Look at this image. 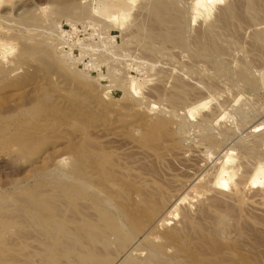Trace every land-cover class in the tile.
<instances>
[{
	"label": "rangeland",
	"instance_id": "obj_1",
	"mask_svg": "<svg viewBox=\"0 0 264 264\" xmlns=\"http://www.w3.org/2000/svg\"><path fill=\"white\" fill-rule=\"evenodd\" d=\"M156 1L183 12L184 43L139 32L154 27ZM202 1L0 0V264H83L91 250L113 264H264V0ZM70 4L83 14L59 11ZM208 35L221 52L199 48ZM74 163L92 191L75 184ZM221 169L235 173L223 187ZM34 217L63 230L48 239ZM127 231L137 240L121 249Z\"/></svg>",
	"mask_w": 264,
	"mask_h": 264
},
{
	"label": "bare ground",
	"instance_id": "obj_2",
	"mask_svg": "<svg viewBox=\"0 0 264 264\" xmlns=\"http://www.w3.org/2000/svg\"><path fill=\"white\" fill-rule=\"evenodd\" d=\"M178 1V0H177ZM226 0H203L202 1V8L203 9H209V10H211V11H214L213 9H215V7H217L219 4H221L222 5V3L224 4V2H225ZM255 1V0H254ZM157 2V3H156ZM154 4H152V5H150L151 7H150V11H149V13H150V18H152V23H153V25H154V27H152V26H150V27H152V28H146V27H144L143 25H145V24H143L142 23V25H140L138 28H139V32H145V34L147 33V36L150 38V39H158V40H161L162 42L164 41L165 43L167 42V43H175V44H182V42L184 43V41H183V25H182V15L180 14V10H177V9H175L173 6H171V5H168V4H165L166 3V1H165V3H161V2H159V1H156ZM226 3V2H225ZM85 7V6H84ZM83 7V8H84ZM254 7H256V6H253V1H248V5L246 4V10H247V12L249 13V14H251V16L252 17H255V12H254ZM83 8L80 6V4L79 5H76V4H70V5H66V6H63V8L62 9H60L59 11H63L64 13L66 12V13H71V14H83ZM148 8V7H147ZM86 9V8H85ZM236 9V8H235ZM234 8H232L231 6L230 7H228L226 10H225V12H224V14H223V19L224 20H222L223 22L225 21L226 23H228V22H232L233 21V19H234V17H236L235 15H236V13H237V11H238V9H237V11L235 10ZM87 11V10H86ZM61 13V12H60ZM239 14V13H238ZM65 15V14H64ZM68 15V14H67ZM244 15H245V13H244ZM107 19H110L111 21H116L117 20V17H115V16H110V15H108V14H106V15H104ZM148 16V15H147ZM184 16V15H183ZM96 17V16H95ZM149 17V16H148ZM237 18V17H236ZM251 18V17H250ZM18 21V20H17ZM106 21V20H105ZM55 22V21H54ZM110 22V21H109ZM142 22V21H141ZM220 22V21H219ZM10 23V22H9ZM119 23V22H118ZM117 23V24H118ZM146 23V22H145ZM217 24V23H216ZM149 25V24H148ZM223 25V24H222ZM221 25V26H222ZM137 26V25H136ZM220 28V27H219ZM232 29V28H231ZM216 31V30H215ZM219 33V32H218ZM140 34V33H139ZM201 36V35H200ZM199 36V37H200ZM211 36V35H210ZM207 37V36H206ZM207 39V38H206ZM208 39H209V42L208 43H203V44H201L200 42V49H202V50H207V49H212L211 50V52L213 51L214 53H217V52H219L221 49L219 48V46H217V44L216 43H214L210 38H209V35H208ZM219 39V38H218ZM142 40V39H141ZM254 40H255V44L259 47V48H261V50L262 49H264V32L263 33H260V34H257L256 35V37L254 38ZM163 42V43H164ZM150 49V48H149ZM226 49V48H225ZM37 51V50H36ZM36 51H33L32 53H37ZM157 51V50H156ZM153 52V51H152ZM208 52H210V51H208ZM221 52V51H220ZM264 53V52H263ZM190 57V56H189ZM209 59V58H208ZM197 61V60H196ZM243 73V72H242ZM242 75V74H241ZM198 77V76H197ZM244 78V77H243ZM183 81V80H182ZM181 82V81H180ZM179 83V82H178ZM180 84V83H179ZM183 84V83H182ZM181 84V85H182ZM177 85V92L176 91H174L175 92V96H172V97H170L171 98V103L172 104H179V106H180V103L182 104L183 102L184 103H186V101H181V100H186V97L185 96H187L188 95V93H185V90L183 89L184 88V86L182 85ZM175 87V86H174ZM183 87V88H182ZM142 87H139L138 86V84H136V83H133L132 84V89H133V92H135V94L136 95H140L141 94V89ZM131 89V88H130ZM173 95V94H172ZM185 97V98H184ZM151 99V98H150ZM178 101L180 102V103H178ZM205 105V104H204ZM153 108H154V106H153ZM157 108H159V107H157ZM158 110H160V109H158ZM159 112H161V110L159 111ZM174 112V111H173ZM162 113V112H161ZM170 113H172V112H170ZM220 113V112H219ZM172 114H174V113H172ZM208 117V116H207ZM224 118L226 117V116H223ZM213 120V119H212ZM221 120H223V119H221ZM225 122V121H224ZM183 128V127H182ZM181 127L179 128V130L180 129H182ZM219 128V127H218ZM257 129V128H256ZM178 130V131H179ZM212 130V129H211ZM183 131V130H182ZM181 131V132H182ZM210 131V130H209ZM232 131V130H231ZM206 135V134H205ZM185 136V135H184ZM215 136H204L202 139H201V142L202 143H204L205 142V144H206V142L210 145V146H213V147H217L218 146V142L216 141V139L214 138ZM186 139V138H185ZM226 139V138H225ZM187 140V139H186ZM185 142V141H184ZM190 144V143H189ZM207 144V145H208ZM221 144V143H220ZM196 145V144H195ZM201 145H203V144H201ZM195 151V150H194ZM224 150H222V152H223ZM228 154H230L229 152L227 153V155H226V157L228 156ZM233 156V155H232ZM224 157V156H223ZM231 157V156H230ZM230 157H229V159H230ZM222 158V157H221ZM197 160V159H196ZM74 175L72 176V179L74 180V182H75V184L76 185H82V186H86V184L88 183H86V184H84V182H83V180L79 177V175L78 174H80V172L76 169V165H75V163H74ZM222 170V169H221ZM56 171V170H55ZM57 172V171H56ZM221 172V171H220ZM43 173V172H42ZM228 173H230V172H228ZM227 173V171H225V169L224 170H222V172H221V174H220V176H219V178H218V181H217V184L216 185H218V186H220V187H223L224 185H225V181L226 180H228V179H226L225 177V174H228ZM231 173H233V174H235L234 172H231ZM230 173V174H231ZM229 174V177L230 178H232L233 176L232 175H230ZM262 175V177H263V179H264V168H262V169H260L258 172H257V174H256V178H258V177H260ZM53 176V175H52ZM226 179V180H225ZM229 180H231V179H229ZM73 182V181H72ZM180 186V185H179ZM86 188L87 189H89V190H91L92 191V189H91V187L90 186H86ZM183 190V189H182ZM235 191V190H234ZM98 193V192H97ZM108 198V197H107ZM176 201V200H175ZM214 201V200H213ZM107 202H109V201H107ZM215 202V201H214ZM175 203V202H174ZM209 203V202H208ZM212 204V203H211ZM113 205H114V203H113ZM8 206H0V209H5V208H7ZM174 207V206H173ZM167 209V208H166ZM200 209V208H199ZM171 209H169V211H170ZM173 210V209H172ZM168 211H166V213H167ZM175 212V211H174ZM189 212V211H188ZM161 213H162V211H161ZM160 213V214H161ZM166 213H164L161 217H159V219L157 220V222H155L154 224H156V227H157V225L159 226V225H166V223H165V221L166 220H168V215L169 216H171V215H174V213L172 214V212L170 213H167V216L165 215ZM194 213V212H193ZM158 214V213H157ZM166 216V218H164L165 216ZM170 218V217H169ZM173 218V217H172ZM186 218V217H185ZM76 219H78V218H76ZM171 219V218H170ZM187 219V218H186ZM185 219V221H186V224L188 225L187 227H190V226H193L191 223H192V221L189 219H187L186 220ZM192 219V218H191ZM52 221V220H51ZM46 222V221H41V219L39 220V218L38 217H34V220H33V222H29V224H31V225H33L34 227L35 226H37V228L39 229V230H41L42 229V232L45 234V236H47V238L48 239H52V240H54L56 237H58L59 236V232H60V230H63V227L61 226V225H59V224H56V222ZM74 221H77L78 222V220H74ZM82 221V220H81ZM121 221V220H120ZM168 222V221H167ZM170 222V221H169ZM184 222V221H183ZM182 222V223H183ZM122 223V222H121ZM28 224V223H27ZM123 224V223H122ZM168 224V223H167ZM173 224V223H172ZM186 224H184L185 226H186ZM30 225V227H32ZM92 224H89V228L90 227H93V226H91ZM125 225V224H124ZM169 225H170V223H169ZM190 225V226H189ZM153 226V225H152ZM167 226V225H166ZM184 226V227H185ZM74 227V226H73ZM102 227V226H101ZM88 228V229H89ZM105 228V227H104ZM112 228H114L113 226H112ZM112 228H111V230H112ZM186 228V227H185ZM185 228H184V230H185ZM191 228V227H190ZM68 229V228H67ZM66 229V231L64 230V232H63V236H64V238L66 239V240H63V242H70V243H72V250H75V249H78V247L80 246V242L81 241H79V235H77V231L75 232V230H74V232H69V230H67ZM87 229V228H86ZM123 229H124V227H123ZM174 229V228H173ZM188 229V228H187ZM178 230V229H177ZM88 231V230H87ZM118 231V230H117ZM122 232H123V230H121ZM181 231V230H180ZM62 232V231H61ZM128 232V231H127ZM124 233V236H121L120 235V237H119V239H121V241H122V243H120L121 245H119L120 246V248L121 249H123V246L124 245H128V242H129V240H137V237L135 238V235L134 234H132V233ZM178 232V231H177ZM42 233V234H43ZM79 233V232H78ZM105 233V232H104ZM114 234L116 233V230H115V232H113ZM119 233V232H118ZM111 234V233H110ZM127 234V235H126ZM151 234V233H150ZM180 234H181V232H180ZM128 235H129V237H128ZM149 235V234H148ZM100 236V235H99ZM106 236V235H105ZM111 236H112V234H111ZM115 236V235H114ZM117 237H118V235H116ZM137 236V235H136ZM109 237V236H108ZM107 237V238H108ZM128 237V238H127ZM130 237H132V238H130ZM144 237H146V236H144ZM81 238H83L82 236H81ZM93 238V237H92ZM98 237H96V238H94V239H97ZM101 238H102V236H101ZM62 239H63V237H62ZM88 239V238H87ZM100 239V238H99ZM104 239V238H103ZM115 239H116V237H115ZM142 239V238H141ZM82 240V239H81ZM100 240H102V239H100ZM108 240V239H107ZM117 240V239H116ZM91 241V240H90ZM104 242H108V241H105V239L103 240ZM120 241V240H119ZM168 241V240H167ZM89 242V241H88ZM100 242H102V241H100ZM104 242H102V243H104ZM108 243H110V241L108 242ZM135 243V242H134ZM61 244V243H60ZM84 244H85V242H84ZM87 244V243H86ZM99 244V243H98ZM98 244H97V246H98ZM118 244H119V242H118ZM166 244V243H165ZM64 244H61V246L62 247H65V246H63ZM90 245V244H89ZM91 245H92V243H91ZM161 245V244H160ZM81 246H83L82 244H81ZM93 246V245H92ZM100 246V245H99ZM104 246V245H103ZM129 246H131V244L129 245ZM134 246V245H133ZM94 247V246H93ZM107 249H108V244L105 246ZM110 247V246H109ZM128 247V246H127ZM159 247V246H158ZM158 247H157V249L156 250H154L153 249V253L154 254H157L158 255ZM97 248V247H96ZM101 248H103V247H101ZM105 248V249H106ZM130 248V247H129ZM131 248L133 249L134 247H132L131 246ZM130 248V249H131ZM156 248V247H155ZM81 248H79L78 250H80ZM106 249V250H107ZM128 249V248H127ZM130 249H129V251H130ZM83 250H85V248L83 249ZM83 250H81V252L80 253H82V252H86V251H83ZM87 250V249H86ZM91 250V249H90ZM125 250V249H124ZM162 250V248H160V251ZM89 251V250H88ZM95 251V250H94ZM120 252V254H121V252H123V251H121V250H119ZM128 251V250H127ZM128 251V252H129ZM125 252V251H124ZM127 252V253H128ZM134 252V251H133ZM162 252V251H161ZM88 253V252H87ZM91 253H93V251L91 250L90 252H89V254H83V255H81V257H83V256H85V257H83V259H84V261H82V262H84L83 264H113L114 262L112 261V260H108L107 261V263H105L104 261V263L103 262H101V261H99V262H101V263H99V262H96L95 260H94V254H91ZM95 253H97L96 251H95ZM99 254V253H98ZM123 254V253H122ZM131 254V253H130ZM138 254V253H137ZM164 254V253H163ZM162 255V254H161ZM117 256H119V255H117ZM116 256V257H117ZM123 256H124V258H126L127 256H126V254L124 255L123 254ZM126 256V257H125ZM130 256V255H129ZM151 256V255H150ZM159 256V255H158ZM96 257H98V256H96ZM115 257V258H116ZM119 258H121L122 259V257H120L119 256ZM123 258V259H124ZM128 258H131V257H128ZM127 258V259H128ZM133 258V257H132ZM150 259L148 260V258H146L145 260L146 261H148V263H146V264H161V263H156V261L154 260V257L152 258V257H149ZM156 258V257H155ZM99 259V258H98ZM101 259V258H100ZM103 259V258H102ZM101 259V260H102ZM122 259V260H123ZM81 260V259H80ZM105 260V259H104ZM122 260H121V262H122ZM126 260V259H125ZM143 260V259H142ZM141 260V261H142ZM98 261V260H97ZM136 261V260H135ZM135 261H129V264H137L138 262H135ZM171 261V260H170ZM173 261V260H172ZM120 261H119V263H121ZM118 263V264H119ZM123 263H125V262H122L121 264H123ZM82 264V263H81ZM115 264H117V263H115ZM128 264V263H127Z\"/></svg>",
	"mask_w": 264,
	"mask_h": 264
},
{
	"label": "built area",
	"instance_id": "obj_3",
	"mask_svg": "<svg viewBox=\"0 0 264 264\" xmlns=\"http://www.w3.org/2000/svg\"><path fill=\"white\" fill-rule=\"evenodd\" d=\"M71 35H72V32H70L69 30H66L64 27H62L59 30V39L61 41L60 45H61L62 49H64L63 50L64 52H67V50H65V49H69V51L72 52V45L70 48L68 47L69 39H71Z\"/></svg>",
	"mask_w": 264,
	"mask_h": 264
}]
</instances>
